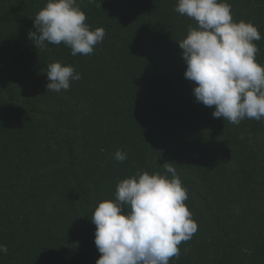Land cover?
Segmentation results:
<instances>
[{
  "label": "trees",
  "instance_id": "obj_1",
  "mask_svg": "<svg viewBox=\"0 0 264 264\" xmlns=\"http://www.w3.org/2000/svg\"><path fill=\"white\" fill-rule=\"evenodd\" d=\"M177 2L77 0L106 35L73 56L29 38L47 0H0V264H96L98 203L138 172L171 178L165 162L197 223L169 264H264V120L233 125L196 102L178 42L197 23ZM225 2L258 28L264 66V0ZM57 61L81 79L47 91Z\"/></svg>",
  "mask_w": 264,
  "mask_h": 264
},
{
  "label": "clouds",
  "instance_id": "obj_2",
  "mask_svg": "<svg viewBox=\"0 0 264 264\" xmlns=\"http://www.w3.org/2000/svg\"><path fill=\"white\" fill-rule=\"evenodd\" d=\"M174 10L197 23L178 42L196 102L213 108V118L233 125L264 120V66L256 61L259 48L254 43L261 39L258 28L235 22L225 0H178ZM86 20L77 0H47L34 18L37 31L29 32V38L36 48L45 42L63 43L73 56L91 55L106 33L102 27L91 30ZM46 74L47 91H66L81 79L74 67L59 61L49 64ZM126 158L127 153L116 151L117 161ZM163 166L171 178L138 172L118 183L115 200L98 203L91 215L94 243L101 253L96 264H169L179 258V245L197 231V223L185 204L188 192L173 162ZM7 252L0 244V253Z\"/></svg>",
  "mask_w": 264,
  "mask_h": 264
},
{
  "label": "rangeland",
  "instance_id": "obj_3",
  "mask_svg": "<svg viewBox=\"0 0 264 264\" xmlns=\"http://www.w3.org/2000/svg\"><path fill=\"white\" fill-rule=\"evenodd\" d=\"M262 154L264 155V148L262 149ZM263 189H264V186H263Z\"/></svg>",
  "mask_w": 264,
  "mask_h": 264
}]
</instances>
